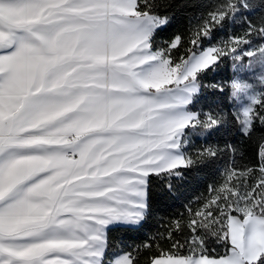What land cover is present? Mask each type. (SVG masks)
I'll return each mask as SVG.
<instances>
[{
  "label": "snow or ice",
  "instance_id": "snow-or-ice-1",
  "mask_svg": "<svg viewBox=\"0 0 264 264\" xmlns=\"http://www.w3.org/2000/svg\"><path fill=\"white\" fill-rule=\"evenodd\" d=\"M176 7L192 5L0 0V264H264V0H204L162 40ZM229 127L256 162L227 164L167 249L113 245L147 225L154 180L236 156L194 142Z\"/></svg>",
  "mask_w": 264,
  "mask_h": 264
},
{
  "label": "trees",
  "instance_id": "trees-1",
  "mask_svg": "<svg viewBox=\"0 0 264 264\" xmlns=\"http://www.w3.org/2000/svg\"><path fill=\"white\" fill-rule=\"evenodd\" d=\"M187 2L191 4L192 7H176L173 10V20L170 30L163 33L160 39H167L174 33H185L189 26V17L194 12L198 13L202 10L200 5L204 0H187ZM255 2L258 4L259 0H255ZM173 3L179 5L185 3V0H173ZM261 13H264V9L254 13L251 18L256 21ZM240 32L241 28L239 24L229 25L225 32L219 33V36L239 34ZM232 74L231 61H228L216 73H209L205 83L210 84L228 79ZM212 99L211 90L205 89L200 102L197 104V109L203 107ZM194 142L197 144L210 142L219 143L221 145L233 143L240 151L235 157H232L230 154L222 156L214 165H198L196 168L186 171L183 177H172L170 181L168 179L154 180L149 193L151 216L149 217L147 225L140 233L136 234H126L123 230L114 231L111 233L113 245H119L121 240L135 244H140L142 242L152 243L153 241L151 238L156 237V243H159L162 248L167 249L170 247V244L166 239L161 237H166L170 222L187 216L188 208H195L198 199L207 196L208 186L219 180L220 174L227 164L232 163L233 160L237 165H250L256 162L254 148L250 144L242 141L240 134L234 127L222 129L221 132L211 140H207V138H194ZM168 183L172 184V191L168 190ZM208 243L211 247L220 250L218 245L211 239L208 240Z\"/></svg>",
  "mask_w": 264,
  "mask_h": 264
}]
</instances>
